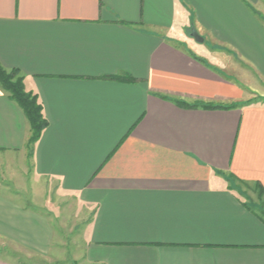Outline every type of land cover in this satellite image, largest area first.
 <instances>
[{"label":"crops","instance_id":"1","mask_svg":"<svg viewBox=\"0 0 264 264\" xmlns=\"http://www.w3.org/2000/svg\"><path fill=\"white\" fill-rule=\"evenodd\" d=\"M0 65L48 122L28 155L0 88V154L90 210L85 262L264 264V0H0ZM0 239L54 226L0 184Z\"/></svg>","mask_w":264,"mask_h":264},{"label":"rangeland","instance_id":"2","mask_svg":"<svg viewBox=\"0 0 264 264\" xmlns=\"http://www.w3.org/2000/svg\"><path fill=\"white\" fill-rule=\"evenodd\" d=\"M25 166L23 157L0 154V184L9 193L20 196L27 207H36L49 215L54 226L52 251L44 256L35 255L0 239V258L16 264H88L82 250L90 210L49 185H35ZM33 199L38 201L37 205L33 204Z\"/></svg>","mask_w":264,"mask_h":264},{"label":"trees","instance_id":"3","mask_svg":"<svg viewBox=\"0 0 264 264\" xmlns=\"http://www.w3.org/2000/svg\"><path fill=\"white\" fill-rule=\"evenodd\" d=\"M0 88L8 95V98L21 109L29 124L31 137L29 138V141L27 143V150H31L32 154L34 146L40 140L43 132L48 128V122L43 115V109L39 103L38 97L26 92L24 86V78L18 71H7L1 65ZM176 104L179 107L190 109H197L200 107L205 110L221 109L220 107L206 105L188 106L187 104L182 102H176ZM0 260L16 264L6 259L0 258Z\"/></svg>","mask_w":264,"mask_h":264},{"label":"water","instance_id":"4","mask_svg":"<svg viewBox=\"0 0 264 264\" xmlns=\"http://www.w3.org/2000/svg\"><path fill=\"white\" fill-rule=\"evenodd\" d=\"M192 38H194L198 43H203V39L197 34L196 31L192 32Z\"/></svg>","mask_w":264,"mask_h":264}]
</instances>
